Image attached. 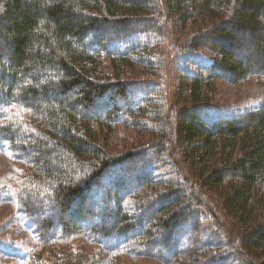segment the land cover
<instances>
[{"label":"trees","instance_id":"trees-1","mask_svg":"<svg viewBox=\"0 0 264 264\" xmlns=\"http://www.w3.org/2000/svg\"><path fill=\"white\" fill-rule=\"evenodd\" d=\"M202 49L215 59L169 94V66ZM249 77L264 80V0H0V148L27 166L14 221L41 248L91 241L97 264H259L264 99L231 117L210 105L214 79ZM115 127L147 140L113 150Z\"/></svg>","mask_w":264,"mask_h":264},{"label":"rangeland","instance_id":"rangeland-1","mask_svg":"<svg viewBox=\"0 0 264 264\" xmlns=\"http://www.w3.org/2000/svg\"><path fill=\"white\" fill-rule=\"evenodd\" d=\"M174 37L180 43L181 36L175 35ZM239 37H243V35L238 34V37H233L230 43L233 44V54L243 60V58L251 55L250 51L243 47L244 44ZM256 46L262 47L261 43L256 44ZM252 56L254 57L253 53ZM214 59V54L202 49L194 52L185 60L184 57L175 60L174 64L169 66L167 70L169 75L168 93H174L178 89L180 80L183 77V71H203L205 64L210 63ZM213 88L214 96L210 104L213 109V117H231L242 111L256 109L262 104L264 99V80H260L257 77H249L237 84H231L225 79L216 78L213 80ZM5 117L6 114L2 113L0 123L4 121ZM146 140V136L136 135L129 128L115 127L109 140V146L111 149L115 147L121 149L126 147L129 142ZM26 168L27 166L23 162L11 158L4 149L0 148V264H53L55 262L59 263L67 253H70V258L75 255L86 256L84 258H88L89 263L97 264L100 256V247L91 241L80 237L71 241H59L48 247L41 248L38 241L21 228L18 219L16 218L14 221L15 208L19 206L17 193L20 190V181ZM210 198L217 201L216 197ZM76 207L79 206L76 205ZM224 222L229 225L226 219ZM206 230L205 240L215 241L219 238L223 239V236L216 229L217 232L210 228ZM228 246H231V241H229ZM19 249L29 253V261L27 263H21L18 262V259L11 258L13 254H20ZM107 253L109 259H118L115 261L117 264H162V262L152 257L133 256L127 253H114L113 255L112 253ZM241 264L248 263L245 261Z\"/></svg>","mask_w":264,"mask_h":264},{"label":"water","instance_id":"water-1","mask_svg":"<svg viewBox=\"0 0 264 264\" xmlns=\"http://www.w3.org/2000/svg\"><path fill=\"white\" fill-rule=\"evenodd\" d=\"M259 264H264V259Z\"/></svg>","mask_w":264,"mask_h":264}]
</instances>
